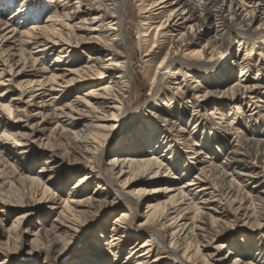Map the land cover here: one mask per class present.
<instances>
[{
    "label": "rangeland",
    "instance_id": "rangeland-1",
    "mask_svg": "<svg viewBox=\"0 0 264 264\" xmlns=\"http://www.w3.org/2000/svg\"><path fill=\"white\" fill-rule=\"evenodd\" d=\"M75 1L66 0V4L72 5ZM23 2L28 4L24 6ZM61 3L64 2L0 0V141L3 142L0 145V264H66L80 256L85 257L80 253L86 251L91 241L100 239L101 232L104 235L99 248L102 256L100 250H93L89 261H81L80 264H114L115 257L118 264H134L136 258H126L128 246L132 242H143L149 235V225L136 227L145 220V202L149 199L142 202L137 195L131 199L123 197L114 206L102 205L95 211L90 208L88 213L80 215L63 206L62 200L67 197L81 199L99 195L103 198L101 194L109 199L114 197L110 189L107 191L98 186L104 183L97 177L99 168H93V162L82 157L79 147L82 143L76 140L74 134L82 137L89 128L110 134L117 120L113 115L117 107L100 89L102 85L98 78L84 70L92 63L90 54L92 57L97 55L95 43L78 45L65 55V52H60L62 45L54 46V49L50 47L54 45L51 37H56V33L51 29L49 15ZM126 4L128 11L124 24L135 79L128 100L132 113L122 131L108 145L102 170L110 174V178L120 187L116 177L119 167L116 165L123 157L119 161L114 158L119 155L136 161L145 158L140 169L136 167L142 181L128 188L131 192L140 185L181 186L188 199L204 205V217L210 224L215 217L217 222L214 227L223 225V231L215 239L206 234L197 236L199 253L191 264H203L202 256L208 259L207 264H231L234 256L239 258L241 264H264V183L257 185L254 180L251 182L249 178L240 177L235 171L241 167L230 161V150L239 147L243 141L241 139L251 138L256 142L253 146H244V149L240 147L244 151L241 156L245 161L239 163L251 166L259 160V165L264 164V149L257 142H264V95L258 103L253 104L248 99L241 103L222 97L219 90L200 101L201 105L197 108L200 113L194 114L195 120L187 119L192 115V109L184 106L180 109V105L190 106L188 100H194L191 93L181 96L172 92L151 94L145 77L147 65L144 60L147 57L138 49L139 30L145 19L144 3L142 0H126ZM84 17L85 23L76 22L81 17L70 20V23L76 22L78 27L74 28V32L80 35H86L90 29L91 15ZM32 28L37 34L35 37L28 33ZM251 42L245 46L236 39L230 45V51L241 58L251 48L257 50V45L261 44L260 39ZM43 43L51 49L42 51L39 45ZM57 55L61 56L60 62L54 61ZM157 60L153 63L157 64ZM153 65L151 63L152 70ZM232 66V78L224 84L210 77L217 75L221 63L207 69V78L198 76L203 78L202 83L205 84L203 92L221 89L237 80L241 69L237 62ZM185 71H178L179 79L185 78ZM51 75L55 76L54 80H49ZM246 76L251 81L258 79L264 83V69L250 67ZM172 104L175 106L171 109L182 111V117L185 116L188 121L169 116L166 110H170ZM235 104L240 108H235ZM7 107L11 110H7ZM158 117L171 118L174 122L168 124ZM68 122L73 133L67 132L66 137L64 133L61 134L58 123ZM181 126L185 127L183 133L189 137V146L193 148L179 140L177 132ZM4 129L12 137L4 135ZM163 135H170L171 141H165H169V145L171 142L174 144V147L170 145L173 152L165 151L168 143L163 145L161 141L157 142ZM17 139L22 144L15 146ZM150 139L153 141L151 145L148 143ZM197 140L204 148L194 145ZM197 148H203V152L192 154ZM91 153L95 155L94 150ZM191 155H194L193 158L189 157ZM155 158L160 159V163H156ZM114 161L117 162L115 167L112 164ZM222 166L231 174L222 178L219 173ZM83 175L87 176L83 182L84 190L71 196L72 186ZM30 177L42 179L53 195L43 194L40 180L33 182ZM259 179L264 178L260 176ZM230 186L233 191L228 194ZM246 206L250 210L242 209ZM124 210L130 212L131 240L123 241L121 246L111 244L110 247L107 242L110 241L111 228L115 218ZM57 219L70 220L71 228H67L68 232L61 231V239L65 237L64 245L55 251L51 242L43 236V228H50ZM170 237L168 235L166 238L167 245L170 244ZM220 244L225 246L220 247ZM156 257L158 260L152 264L175 263L167 249L154 245L151 258Z\"/></svg>",
    "mask_w": 264,
    "mask_h": 264
},
{
    "label": "bare ground",
    "instance_id": "bare-ground-1",
    "mask_svg": "<svg viewBox=\"0 0 264 264\" xmlns=\"http://www.w3.org/2000/svg\"><path fill=\"white\" fill-rule=\"evenodd\" d=\"M58 1L64 3L58 5L60 7L55 8L49 15L51 29L56 33V37H51L53 38L51 40L54 45L50 47L54 49V46L62 45L63 47L60 49V52H65V55L67 54L66 52H71V48L73 47L86 45L89 42L95 43V53L97 55L92 57L90 54L89 58L92 59V63L83 68L90 72V76L98 78V82L102 85L100 89L108 98L113 100L112 104H116L115 106L118 109L113 113L117 120L112 125V129L114 130L110 134L108 132L91 131V128L82 137L76 133L74 134L76 140L82 143V146H79L82 157L88 162H93V168H99L100 173H98L99 176L97 177L104 183L102 185L99 183L98 186L107 191L110 189L109 192L114 194V197L109 199L103 194H101L103 198H100L99 195H89L81 199H69L67 197L62 200L64 209L66 207L78 212V215H80L81 213H88V209L90 208L95 211L102 205L109 204L114 206L123 197L131 199L137 195L138 200L142 202L149 199L145 202L143 214L145 220L136 225V227L142 224L149 225V235L141 243L137 241L132 242L128 246L129 253L126 258H136L134 264H152L158 260L157 257L151 258V252L154 250V245H156L158 248L167 249L176 264L178 262H181L180 264H191V260L197 257L199 253L197 236L206 234V236L215 239L223 231V225L215 228L214 224L217 222L215 217L211 219L212 223L210 224L204 217V205H199L192 198L188 199L186 197L187 193L181 186L149 184L143 187L140 185L135 191L131 192L128 188L135 185L137 181H142V176L138 174V171L136 172V167L139 168L143 164L142 162L146 160L145 158L137 161L129 159L125 155H119L117 158H114L119 161L123 157L118 165H116V161L112 163L113 167L115 165L119 167L116 177L122 187H118L115 181L112 180V177L110 178V174L105 173L101 168L108 145L122 131L132 113V108L128 106V100L131 97L135 79L132 76L133 59L131 50L127 47L129 40L127 41L128 36L125 32L126 26L124 24V17L128 11L126 0H83L84 2L82 3L79 2L82 0H76L72 5L66 4V0ZM142 2L144 3L143 12H145V19L142 28L139 30L138 49L142 50L144 56L147 57L144 60L147 65L145 77L149 82V89L152 95L172 92L181 96L191 93L194 100H188L190 106L181 104L180 109L183 106L190 107L192 115L187 119L194 120L196 117H194V114L200 113L197 111V108L201 105L200 101L206 99L208 94L218 93L219 90L222 97L239 100L241 103L245 99L252 101L253 104L261 101V96L264 95V91H261L264 88V83H261L258 79L251 81L246 76V72L250 67H257L259 70L264 69V0H142ZM23 3L24 6L28 4L27 2ZM75 4L77 5L73 6ZM86 15H91L90 29L86 35H80L74 32V28L78 27L76 22L83 21L85 23L84 16ZM76 17H81V19L70 23V20H74ZM28 33L34 37L37 35L34 33V28L30 29ZM236 39L239 40L240 44L245 46L250 44L251 40L258 39L261 40V44L257 45V50L251 48L248 54L238 58L235 53L230 51V45ZM39 46H41L39 48L42 51L50 48L45 43ZM159 57L160 59H158ZM155 59H158L157 64L153 63ZM54 61L60 62L61 56L57 55ZM234 62H237L238 67L241 69L237 80L224 85L221 89L216 88L213 91L205 90L203 92L205 84L202 83V80L203 78H207V69H211L221 63L222 67L216 72L217 75H211L210 77L215 82L219 81V83L222 82L224 84L232 78V65ZM151 63L152 65L154 64L153 70L150 69ZM182 69H185L187 72H184L185 78L179 79L177 73ZM198 76L203 78L200 79ZM54 78L55 76L51 75L49 80H54ZM174 106L172 104L170 105V110H166L169 116L178 117L182 121H185V116L182 117V111H179L177 108L171 109ZM234 107L240 108L236 104ZM7 110H11V108L7 107ZM55 115L61 117L57 113ZM158 118L166 121L168 124L174 122L171 118ZM68 125L69 122L68 124L58 123L61 134L64 133L66 137L67 132L72 130H70ZM184 130H186L185 127H179L177 135L179 136V140H183V143L189 146V137L185 136ZM3 132L4 135L8 137L11 135L12 137V134L8 133L5 129ZM71 132L73 133V131ZM162 137L164 139L158 138V143L161 141L160 143L165 145L171 141L169 140L171 139L170 135H163ZM165 139L169 141L166 142ZM241 140L243 141L239 143V147L230 150V161L238 163V167H241V169L235 171L240 177L244 179L249 178L251 182L254 180L257 185H260L264 183V179H259L260 176L264 178V164L259 165V160L254 161L251 166L239 163L240 161H245L244 157L241 156L244 153L241 148L253 146L256 140L251 138H243ZM19 141L20 139L16 140L15 146L22 144ZM152 142V139H150L148 141L149 145ZM257 142L264 149V142ZM0 145H3V142L0 141ZM168 145L169 143L167 146L165 145V151L173 152L170 147L172 145L174 147V144L171 142V146ZM194 145L204 148L198 140ZM189 147L193 148V146ZM203 148H197L192 154H201ZM257 149L260 148L257 147ZM93 150L95 151L94 156L90 155ZM193 156L189 157L193 158ZM206 157L212 158L211 156ZM155 159L157 160L156 163H160V159ZM125 168H129V170ZM219 173L222 174V178L231 174L223 166L220 168ZM86 177V175L79 177L77 183L72 186L73 188L70 191L71 196L77 195L84 190L83 186L85 185L83 182ZM30 179L33 182H36L37 179V181L40 180L43 194L51 193V189L47 188L46 183L42 179L39 177H30ZM229 188L227 192L231 194L233 188L231 186ZM70 194L67 196H70ZM242 209L250 210L247 206ZM130 219V212L127 210L120 212V215L115 218L114 226L111 228L110 241L107 242L108 246L111 247V244L115 246L119 244L121 246L123 241L131 240ZM22 220L18 221V223L20 224ZM69 222L71 221L57 219V222L52 223L50 228H43V236L51 242L55 251H58L62 247V244L64 245L63 239L65 237L61 239L60 235L62 230L68 232L67 228H71ZM99 235L100 239L91 241L86 251L80 253V255L84 254L85 257L81 258L80 256V258L73 259L66 264H80L81 261L85 262V260L90 259L93 250H100L101 238L104 235L102 232ZM168 235L171 236L169 245L166 243ZM223 246L225 245L220 244V247ZM191 250H193V254ZM100 252L102 251H99V254L102 256ZM116 253L118 255V251ZM95 258L96 261L98 256ZM116 260L117 257L113 259L114 264H118ZM201 260H203V264L208 263V259L205 256H202ZM231 264L241 263H239V258L234 256Z\"/></svg>",
    "mask_w": 264,
    "mask_h": 264
}]
</instances>
